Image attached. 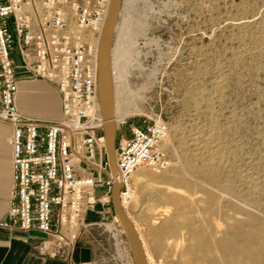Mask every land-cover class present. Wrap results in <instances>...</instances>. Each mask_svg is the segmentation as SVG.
<instances>
[{
	"label": "rangeland",
	"instance_id": "1",
	"mask_svg": "<svg viewBox=\"0 0 264 264\" xmlns=\"http://www.w3.org/2000/svg\"><path fill=\"white\" fill-rule=\"evenodd\" d=\"M117 22L121 104L170 127L172 166L132 177L149 264H179L192 229L264 245V0H122Z\"/></svg>",
	"mask_w": 264,
	"mask_h": 264
},
{
	"label": "built area",
	"instance_id": "2",
	"mask_svg": "<svg viewBox=\"0 0 264 264\" xmlns=\"http://www.w3.org/2000/svg\"><path fill=\"white\" fill-rule=\"evenodd\" d=\"M110 5L111 0H0V120L13 127L14 180L0 227L37 230L58 251L70 253L83 230L98 225L109 241L100 262L135 264L115 212L108 211L113 187L120 184L123 201L140 166L157 171L172 166L163 148L170 127L161 115L133 123L135 114L114 117L119 170L112 173L99 91L101 38ZM15 49L25 70L56 84L59 117H33L19 108ZM97 203L103 205V218L88 221L86 214Z\"/></svg>",
	"mask_w": 264,
	"mask_h": 264
},
{
	"label": "crops",
	"instance_id": "3",
	"mask_svg": "<svg viewBox=\"0 0 264 264\" xmlns=\"http://www.w3.org/2000/svg\"><path fill=\"white\" fill-rule=\"evenodd\" d=\"M17 66V104L27 115L54 119L61 115V97L55 83L35 76L22 66L18 49L13 52ZM13 127L0 120V221L6 218L14 189L13 146L10 138ZM97 203L86 214L88 221L103 218ZM114 211L113 203L108 211ZM109 241L101 229L91 225L84 229L75 249L68 253L58 251L55 243L37 231H21L0 227V264H102L100 258L106 254Z\"/></svg>",
	"mask_w": 264,
	"mask_h": 264
},
{
	"label": "bare ground",
	"instance_id": "4",
	"mask_svg": "<svg viewBox=\"0 0 264 264\" xmlns=\"http://www.w3.org/2000/svg\"><path fill=\"white\" fill-rule=\"evenodd\" d=\"M129 3V0H124V4L127 7ZM120 14V11H119ZM116 22L114 26V30L118 31V37L117 40L114 42L112 48H111V78H112V87H113V95H112V113H113V119L116 118H124L128 114H130L127 103L125 105H122L120 98L117 96L118 88L120 87L121 93H123V86H120L123 82H125V77L123 74V52L120 48L121 43L120 39L122 38V27L118 26ZM128 23V22H127ZM105 26V24H104ZM104 31V27H103ZM102 31V33H103ZM125 34V33H124ZM125 36H127L125 34ZM128 38V36H127ZM123 39V38H122ZM119 40V41H118ZM125 41L126 38L124 39ZM120 43V44H119ZM124 44V43H122ZM125 50V49H124ZM127 56V55H126ZM100 66V62H99ZM125 92V91H124ZM126 96L128 93L125 94ZM127 97H125V100ZM101 103V102H100ZM163 143V148L166 147V141ZM107 142V141H106ZM115 166L116 171L118 172L119 168L117 165V159H116V151H115ZM144 166H140L137 170L142 168ZM136 170V171H137ZM167 170V169H166ZM136 171L133 173V175L136 173ZM156 172H161L154 170ZM132 175V177H133ZM140 178H145L146 176L139 172L137 174ZM171 190V189H170ZM133 192V191H132ZM130 193L129 198L124 199L121 201L125 212L130 217L131 216L128 212V208L130 207L132 201H133V193ZM170 200L173 203H180L179 199L177 197H170ZM157 223V222H156ZM140 235V234H139ZM157 236V235H156ZM244 236H246L243 233H239L238 230L236 231H226L222 236L218 237L214 233H208L205 231H197L192 229L191 230V237L192 242L191 246L188 252H186L184 255H181V259L179 264H264V245H260L258 238L260 237L259 233L252 234L253 238L256 241H249ZM250 236V235H249ZM244 237V238H243ZM144 245V243H143ZM179 245V244H178ZM147 261L148 255L146 252V246L144 245ZM183 254V253H181Z\"/></svg>",
	"mask_w": 264,
	"mask_h": 264
},
{
	"label": "water",
	"instance_id": "5",
	"mask_svg": "<svg viewBox=\"0 0 264 264\" xmlns=\"http://www.w3.org/2000/svg\"><path fill=\"white\" fill-rule=\"evenodd\" d=\"M121 3L122 0H111L109 13L101 38L99 66V91L101 109L105 118L104 132L107 141V154L112 173L114 175L117 174L115 166L116 125L112 113L113 87L111 78V48L113 43L114 26L118 20ZM119 192L120 184L116 183L112 191V203L115 211V217L121 224L124 230V235L129 241L135 264H148L141 237L130 217L124 210L120 200Z\"/></svg>",
	"mask_w": 264,
	"mask_h": 264
}]
</instances>
